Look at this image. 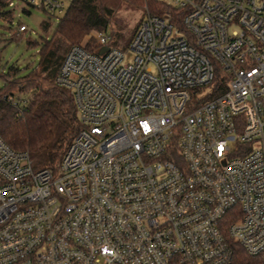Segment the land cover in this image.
<instances>
[{"label": "built area", "instance_id": "2783aa9c", "mask_svg": "<svg viewBox=\"0 0 264 264\" xmlns=\"http://www.w3.org/2000/svg\"><path fill=\"white\" fill-rule=\"evenodd\" d=\"M158 1L127 49L66 53L80 128L55 168L0 132V264H264V0Z\"/></svg>", "mask_w": 264, "mask_h": 264}, {"label": "trees", "instance_id": "16d2710c", "mask_svg": "<svg viewBox=\"0 0 264 264\" xmlns=\"http://www.w3.org/2000/svg\"><path fill=\"white\" fill-rule=\"evenodd\" d=\"M8 1L0 0V18L12 21L14 16L7 8ZM124 1L140 7L148 3L151 14L172 9L158 0H71L58 17L53 36L43 38L38 65L26 75H20V69L14 66L2 74L5 84L0 87V132L10 147L29 152L36 168H55L80 128L74 95L57 82L66 53L74 45L95 49L96 40L91 34L107 32L114 11ZM49 28L50 22L44 21L42 29ZM227 86V77L218 70L212 90L220 93ZM19 95L27 101L15 106L12 99ZM234 248V264L259 262V256L248 254L242 246L235 244Z\"/></svg>", "mask_w": 264, "mask_h": 264}, {"label": "rangeland", "instance_id": "374dc122", "mask_svg": "<svg viewBox=\"0 0 264 264\" xmlns=\"http://www.w3.org/2000/svg\"><path fill=\"white\" fill-rule=\"evenodd\" d=\"M16 4L18 5L17 12L12 20L14 23L0 18V87L5 84L2 74H7L11 67L20 69V75H26L38 65L41 42L43 38L53 36L58 23L57 17L42 8L32 7L26 2L18 0H16ZM149 6L148 3H144L140 7L124 1L120 8L114 11L111 24L106 32L110 36V44L127 49L139 24L146 16ZM23 8L29 9L31 12H25ZM19 21L25 23L29 30L12 38L11 34L16 32ZM44 21L50 22V28L47 31L42 29ZM29 40L38 43L29 45Z\"/></svg>", "mask_w": 264, "mask_h": 264}]
</instances>
